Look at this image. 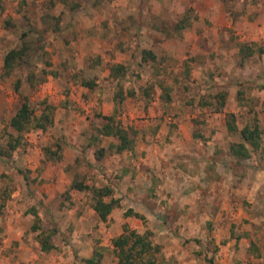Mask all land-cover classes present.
Returning <instances> with one entry per match:
<instances>
[{"label":"rangeland","instance_id":"obj_1","mask_svg":"<svg viewBox=\"0 0 264 264\" xmlns=\"http://www.w3.org/2000/svg\"><path fill=\"white\" fill-rule=\"evenodd\" d=\"M20 2L0 0V149L7 140L4 128L19 107L21 94L28 96L35 114H39L42 100L49 104L56 102L57 105L53 104L54 120L57 107L78 109V103L69 101V97L59 101V96L70 91V87H66L67 81H73L74 85L94 82L91 69L99 72L100 80L106 77L102 73L116 64L111 60L118 53L109 48L107 34L98 32H103V28L110 24V16L120 33L128 30L129 38L135 42L128 62L121 63L125 69L119 77L120 83L113 79L112 86L114 92L122 89L124 99L130 97V102L137 103V118L144 119L149 106L160 110L161 118L167 114L176 116L170 109L173 106L171 98L185 95V103L191 113H199L191 119L195 133L226 128L228 134L223 135L221 141L231 144L241 142L239 130L244 125L252 126L256 121L261 129V146L264 148V52L254 53L243 60L238 55L239 46L243 43L253 47L264 44V0H27V4L21 6ZM125 20L129 21L131 29H126ZM92 30H97L94 36H91ZM151 31L158 35L151 37L148 34ZM23 32L26 34L24 37L21 36ZM23 41L37 48L38 54L43 50L42 58L34 59L40 66L56 72L55 75L65 74L61 78L65 87L45 84L42 88L44 92L49 90L52 93L55 88H61L51 97L41 98L38 90H34L35 86L26 81L28 68L5 74V53L19 47ZM143 50L153 52L155 58L143 60ZM44 61L50 65L46 66ZM61 80L53 78L51 82ZM157 96L159 100L154 103ZM65 119L58 118L57 123L53 121L46 130L30 128L24 132L22 144L10 157L0 154V264H86L79 256L70 261L69 252L62 258L48 256L54 250L62 253L63 247L42 251L36 240L40 230L50 231L54 224L56 232L51 242L55 244L53 240L61 239L68 243L77 219L75 213L69 212L73 205L72 190H75L69 188L70 184L78 177L87 185L85 179L94 177L89 171L81 170L80 161L71 164L63 158H68L64 152H67L65 143H69L73 132L70 124L76 125L72 117L65 126ZM228 119L233 121L236 131L227 128ZM78 123H83V119ZM89 138L92 141V136ZM207 139L204 138L205 142ZM56 144L61 146V150L56 151L61 159H46L45 148L54 151ZM87 147L86 144L82 146L84 152ZM97 147L101 146L90 148L95 158ZM217 152L225 154L224 150ZM222 159L227 167H231L230 173L238 177L237 183H232L235 184L234 191L240 192L238 188L246 186L239 180L246 176L247 168H252L256 174H262L264 170V150L252 151L243 159L236 156L231 159L223 156ZM110 177L106 183L99 180L93 185L111 186L114 180ZM83 191L88 192V201L89 190ZM235 192L232 193L234 210L254 206V211L259 214L253 218L264 219V190L255 191L250 201L243 198L240 203L235 199L242 197ZM226 201H229V196ZM32 208L39 218L40 228L36 230L31 229L35 219ZM237 224L241 225V222L237 220L231 229L241 235L243 232L235 229ZM252 225L256 237L261 233L260 247L250 240L247 249L264 251V227H258L256 223ZM212 233L210 226L203 233L205 241L209 240L208 250L200 246V250L195 252L196 256L204 255V264H209L208 258L214 262L213 249H219L215 240L210 239ZM211 250L212 255L209 254ZM164 251L155 256L160 264H166Z\"/></svg>","mask_w":264,"mask_h":264},{"label":"crops","instance_id":"obj_2","mask_svg":"<svg viewBox=\"0 0 264 264\" xmlns=\"http://www.w3.org/2000/svg\"><path fill=\"white\" fill-rule=\"evenodd\" d=\"M109 19L110 24L98 34H107L109 48L118 53L111 61L126 63L134 51L135 42L129 38L128 30L120 33L119 28L112 23L113 17L110 16ZM125 21L126 29H131L129 21ZM95 32L97 30H92L91 36H94ZM148 34L151 37L158 35L154 31ZM129 46H132L133 50L128 49ZM36 64L31 68L36 77L32 83L35 86L33 89L38 90L41 98L51 97V94L61 90L55 88L53 93L49 90L44 92L42 88L45 84L63 87L67 85L70 91L59 96V101L69 97L68 100L78 103L77 110H65L60 107L56 109L57 114L53 120L55 124L60 117L66 118L65 126L72 117L76 120V125L70 124L73 129L71 140L69 143L65 140L67 152L64 153L68 158H63L71 164L80 161L81 170L93 174V178L85 179L84 183L87 185L98 184L99 180L106 183L111 176L110 179L114 180L111 184L113 197L119 200V205L114 207L103 221L88 204V192L72 190L73 205L69 212L76 214V223L71 229L67 244L61 239L53 240L55 246L63 247L62 253L54 250L48 256L62 258L63 254L69 252L68 259L73 262L77 256L91 257L98 247L101 264H118L117 257L112 254V239L120 235L123 226L127 225L139 233L151 230L154 242L165 250L163 254L166 264H204V255L196 256L195 252L200 250V246L208 250L209 240L205 241L203 233L209 230L210 226L213 232L210 239L213 238L212 241L215 240L219 246L217 251L213 249L215 264L264 262V251L257 248L254 251L247 249L250 240L260 247L261 233L256 237L252 224L256 223V226L262 228L264 219L253 218L255 214H259L254 211V206L239 207L238 210L232 207V193H236L235 191L242 197L236 198L235 202L240 203L243 198L250 201L255 191L264 190V181L261 182L260 179H264V170L262 174H256L252 168L245 167L246 176L239 182L246 183V186L237 187L240 192L234 191L235 184L232 183H237L238 177L230 173L231 167H227L222 159L223 156L229 159L234 156L230 143L221 141V137L228 134L226 128H219L221 133L211 129L195 133L191 119L199 113H191L189 105L185 103V95L171 98L173 106H170V109L176 116L167 114L161 118L160 110L149 106L145 118H137L139 110L135 101L130 102V97L119 101L120 98L115 97V89L112 86L114 80L108 68L102 73V76L106 75L101 78L103 82L99 72L91 69V75L95 78L94 84L87 87L82 82L74 85L73 81L62 85L61 78L65 74L55 75L56 72L54 75L48 74L46 81L36 83L42 75V68L45 67L40 66L38 62ZM53 78L61 81L53 83ZM158 100L157 96L154 103ZM52 103L57 105L56 102ZM114 112L129 135L134 138L132 150L109 151L111 144L118 143L113 136L100 135L97 141H91L89 138L95 128L102 126L105 121L100 115H111ZM61 113L64 115L59 116ZM82 119L83 123H78ZM204 138H208L207 142ZM87 140L91 142L87 143ZM84 144L89 146L85 152L82 148ZM92 146L105 149L100 160L90 151ZM219 150H224L225 154L216 153ZM127 210L139 214L140 217L125 215ZM163 214L165 216L161 217ZM237 220L241 225L237 224L235 229L243 232L241 235L233 233L231 229ZM221 241L224 242L220 243ZM213 252L211 250L209 254L212 255Z\"/></svg>","mask_w":264,"mask_h":264},{"label":"trees","instance_id":"obj_3","mask_svg":"<svg viewBox=\"0 0 264 264\" xmlns=\"http://www.w3.org/2000/svg\"><path fill=\"white\" fill-rule=\"evenodd\" d=\"M20 6L27 4V0H20ZM34 1V0H32ZM22 37L26 36L23 32ZM256 45V44H255ZM264 52V44L261 46H249L247 44H241L239 46L238 55L240 60L245 59L248 56L253 55L254 53L262 54ZM44 54L43 50L40 54L37 53V48L31 47V45L23 41L21 45L17 48L9 49L3 60V69L5 74H10L15 69L28 68V73L26 75V81L31 83V86L35 82L34 71L31 69L32 66L37 65L34 60L35 57L42 58ZM147 55V56H146ZM147 57L154 59L155 56L153 52L149 50L142 51V59L145 60ZM46 66H49L50 63L44 61ZM125 66L121 63H116L110 67V76L116 80L117 84L120 83L119 77L123 75ZM48 74L54 75L55 72L42 68V75L40 79L36 80V83L44 82ZM94 84L93 81L83 82L84 86L91 87ZM19 85V82H16V86ZM122 89H119V92H115V97L119 96V101H122ZM219 96L221 94H218ZM222 97V96H221ZM21 102L14 113V115L8 121V124L4 128V133L7 136V140L4 146L0 149V154L4 157H10L12 152L18 148L23 141L24 132L28 131L30 128H36L40 130H46L48 126H51L53 123L52 114L55 109L53 104L47 103L46 100H42V106L40 108L39 114H35L34 109L32 108L28 96L21 94ZM105 121L102 126L96 127L95 132L92 133V141L99 140L100 135L113 136L118 140V143L111 144L109 151L121 152L124 150H132L134 145V138L129 135L128 130L121 124L120 120L116 118L115 112L111 115H100ZM233 117V114H231ZM227 128L230 131H236V127L232 120H227ZM239 135L242 138L241 142H233L230 144V150L234 156L237 158H246L250 152L255 150H264L261 146V129L257 122L255 121L252 126L244 125L239 130ZM55 150H51L46 147L44 154L46 159L60 158L56 151L61 150V146L56 144ZM105 149L103 147L95 149L96 158H102L104 155ZM26 179V176H23ZM71 189L76 190H89V204L96 212L97 216L101 220H106L107 215L110 211L119 205V200L113 197V188L108 184L102 186H87L81 183L78 180V177H75L70 184ZM106 197L108 199H106ZM2 198V196L0 197ZM32 214L35 219L31 224V229H39L38 225V214L34 208L31 209ZM125 215H134L140 217L139 214L127 210ZM56 232V226L53 224V229L50 231L40 230L36 234V240L39 242L40 249L42 251H48L54 249L55 245L51 242V237L53 233ZM112 254L117 257L118 264H160L157 262L155 256L162 252L161 246L154 242L152 238V233L150 230H146L143 233H139L134 229L129 228L127 225L123 226V232L112 239ZM86 264H101V253L98 250H95L93 255L89 258H83ZM209 264H215L212 259L208 258L206 260Z\"/></svg>","mask_w":264,"mask_h":264}]
</instances>
